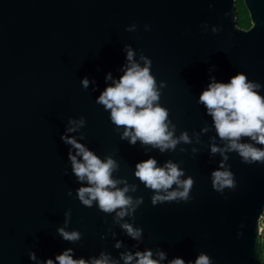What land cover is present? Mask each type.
<instances>
[{
  "label": "water",
  "instance_id": "1",
  "mask_svg": "<svg viewBox=\"0 0 264 264\" xmlns=\"http://www.w3.org/2000/svg\"><path fill=\"white\" fill-rule=\"evenodd\" d=\"M236 1L0 0V264H59L56 256L69 248L73 259L106 253L118 264L122 253L145 250L153 259L164 252L160 264H195L201 253L211 264H258L264 163L246 164L237 152H226L227 160L213 154V144L224 148L227 141L198 102L213 78L229 83L239 73L261 84L264 96V0H243L247 29L237 22ZM129 47L141 67L142 55L152 62L156 103L168 110L173 138L187 132L191 143L165 152L139 140L132 145L96 102L124 74ZM81 118L85 124L68 132ZM65 135L117 162L112 178L135 186L126 193L134 201L143 197L134 213L117 222L97 202H80L78 189L89 185L72 170L69 152L76 150ZM241 142L264 148L248 137ZM149 158L157 167L172 161L184 172L181 180L193 179L187 201L152 204L156 192L135 176L136 164ZM216 170L230 171L235 188L218 192ZM124 223L142 229L141 239ZM60 228L81 239L64 240Z\"/></svg>",
  "mask_w": 264,
  "mask_h": 264
},
{
  "label": "clouds",
  "instance_id": "2",
  "mask_svg": "<svg viewBox=\"0 0 264 264\" xmlns=\"http://www.w3.org/2000/svg\"><path fill=\"white\" fill-rule=\"evenodd\" d=\"M131 30L133 29L130 28L129 31ZM213 31L215 32L216 29ZM134 55L131 48H127L129 63L124 74L119 80H114L113 84L100 94L96 102L103 105L106 111L110 110L111 122L117 128H124L121 139L129 140L132 145L139 140L144 145H152L159 148L161 152H165L169 149L174 151L181 141L191 143L187 132L182 133L178 138H173L175 125L172 126L173 130L169 131L171 122L168 121V110L156 103L160 99V93L156 87V80L150 73L152 62L142 55L144 66L141 67L135 62ZM106 79H113L111 73ZM82 84L84 88H87L88 79L85 78ZM261 88V84L251 82L244 73H239L233 76L229 83L216 82L213 78L208 87L203 90L198 102L206 107L208 115L212 117L219 138L227 141L224 148L213 144L211 147L213 154L220 152L227 160L226 152H237L242 162L246 164L264 163V148L241 142L242 138L248 137L255 144L264 145V96L260 94ZM69 123L74 127H70L68 132H74L85 124V120L81 118L79 121L72 120ZM62 139L76 150L75 155L69 152L74 174L79 181L86 180L89 185L78 189L77 195L80 202L87 207H91L94 201L97 202L102 212L109 214L115 212L117 222L134 213L136 207L143 203V197L134 201L126 193L130 190L135 191V186H129L124 180L112 178V173L119 167L117 162L111 156L101 160L75 137L65 135ZM156 165L157 161L149 158L137 163L135 171V176L146 187L156 192L152 197V204L178 199L187 201L193 179L189 177L181 180L180 177L184 175V172L172 161H168L163 167ZM221 167H224L223 163ZM212 177L213 187L218 192H222L224 188L236 186L233 174L228 170H216L212 173ZM118 184H124V187L118 188ZM174 184L177 185V189L169 191ZM161 192L166 195H162ZM121 227L133 239H141L142 229L133 228L128 223L122 224ZM58 231L66 241L75 242L81 239V233L78 231L68 232L64 228ZM238 235L242 236L243 233ZM116 247H121V242H117ZM72 253L73 250L69 248L56 256L55 260L59 264H118L106 253H101L99 258L94 257L90 261L83 258L73 259ZM157 255L159 259H153L151 250L135 253L129 251L122 253L121 258L124 264H160V261L166 258V254L159 252ZM31 259H36L34 253L31 254ZM46 264H55V262L48 259ZM170 264H185V261L175 258L170 261ZM195 264H211L210 257L201 253Z\"/></svg>",
  "mask_w": 264,
  "mask_h": 264
},
{
  "label": "trees",
  "instance_id": "3",
  "mask_svg": "<svg viewBox=\"0 0 264 264\" xmlns=\"http://www.w3.org/2000/svg\"><path fill=\"white\" fill-rule=\"evenodd\" d=\"M238 8V9H237ZM236 9H237V22L241 28H248L250 26V20L248 12L243 4V0H237L236 1ZM261 224H262V231L260 234V258L258 260V264H264V215L261 218Z\"/></svg>",
  "mask_w": 264,
  "mask_h": 264
},
{
  "label": "rangeland",
  "instance_id": "4",
  "mask_svg": "<svg viewBox=\"0 0 264 264\" xmlns=\"http://www.w3.org/2000/svg\"><path fill=\"white\" fill-rule=\"evenodd\" d=\"M238 9V8H237ZM260 227L262 228V224H260ZM262 231V230H261ZM260 234H261V232H260Z\"/></svg>",
  "mask_w": 264,
  "mask_h": 264
},
{
  "label": "flooded vegetation",
  "instance_id": "5",
  "mask_svg": "<svg viewBox=\"0 0 264 264\" xmlns=\"http://www.w3.org/2000/svg\"><path fill=\"white\" fill-rule=\"evenodd\" d=\"M247 29V28H246Z\"/></svg>",
  "mask_w": 264,
  "mask_h": 264
}]
</instances>
